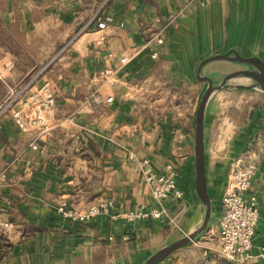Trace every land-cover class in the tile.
Returning <instances> with one entry per match:
<instances>
[{"label":"crops","instance_id":"obj_1","mask_svg":"<svg viewBox=\"0 0 264 264\" xmlns=\"http://www.w3.org/2000/svg\"><path fill=\"white\" fill-rule=\"evenodd\" d=\"M100 2L0 0V35L26 41L11 48L0 40V53L13 60L0 79V98L45 63L37 84L47 81L55 99L52 132L39 142L45 155L31 167L23 157L16 160L28 151L31 135L8 113L0 115V264H139L196 231L205 218L207 206L195 186V114L208 82L198 77L197 67L207 56L226 52L264 63L260 45L245 38L264 35V0H108L105 12L113 21L104 29L84 27ZM160 26L163 45H148ZM231 63L208 61L200 76L222 84L227 74L240 71L231 70ZM244 76L229 77L205 104L208 223L155 264L214 259L227 174L242 154L258 166L250 188L259 210L253 248L264 244V108L245 119L229 111L243 105L245 92L259 89L256 82L228 87ZM94 95L101 101L91 100ZM128 155L148 157L158 172L174 164L183 197L163 206L177 215L178 227L124 217L130 210L159 207ZM60 200L79 209L106 200L111 206L85 223L68 222L55 211Z\"/></svg>","mask_w":264,"mask_h":264},{"label":"built area","instance_id":"obj_2","mask_svg":"<svg viewBox=\"0 0 264 264\" xmlns=\"http://www.w3.org/2000/svg\"><path fill=\"white\" fill-rule=\"evenodd\" d=\"M107 2L108 0H101L84 27L93 24L97 29H104L113 21V18L105 12ZM163 30V26L152 30L147 44L163 45ZM157 56L158 51L153 50L151 57L156 58ZM121 62L127 63L128 58L122 56ZM12 64L13 60L10 56L2 52L0 55V79L12 67ZM41 71L12 92L15 97L21 100V108H27L26 113H21L19 110L13 114L15 124L20 130H27L31 126L37 125H43L46 129L51 130L54 126L55 99L47 81L37 84ZM109 72V70H105L104 74ZM92 100L101 101L97 95H94ZM106 101L110 102L111 97L106 98ZM7 106L2 107L0 113ZM73 118V116L69 117L70 120ZM30 146L33 150H40L35 143ZM128 159L132 162L133 170L141 175L151 200L158 203L159 207H152L148 211H145L144 208L130 210L124 214V217L127 220L153 218L178 227L177 215H170L163 206V202L169 198L181 200L183 197V191L176 183L177 171L174 164L168 163L163 171L158 172L153 168L148 157L136 158L133 155H128ZM257 169L256 161L246 154L238 155L231 161L221 198V211L217 220V247L214 259L204 258L198 264H223L224 262L226 264H264V244L253 248L259 210L257 197L254 192L250 191V188ZM110 206L111 202L106 200L90 204L85 209H79L65 200H60L56 203L55 209L59 216L66 221L85 223L99 214H107Z\"/></svg>","mask_w":264,"mask_h":264},{"label":"rangeland","instance_id":"obj_3","mask_svg":"<svg viewBox=\"0 0 264 264\" xmlns=\"http://www.w3.org/2000/svg\"><path fill=\"white\" fill-rule=\"evenodd\" d=\"M262 23L264 24V19H262ZM248 36H245V38L247 37L246 41H247L248 38H250V39H248L249 42H255L256 44H259L261 49H260L259 52L258 51L257 52L262 54V55H264V35L261 34L259 36H251V35H248ZM0 40H2L3 42H6L11 48L23 47L24 43L26 42L25 39H24V36H14V39H13L12 36H10V35L8 36L6 34H1L0 35ZM30 53L31 54H37L36 51H31ZM233 54H234V52H230L229 53L230 56H233ZM228 61H232V60H228ZM232 63H231L232 65H231V68H230L231 70H236V69L237 70H246V69L249 68L248 64H246V63H241V62H237V61H232ZM44 64L45 63H43L40 66H37L33 73H31L26 78H24L23 81L20 82V84L18 83L17 85H15L13 87H10L9 90L7 91V93L4 94L2 96V98H0V109L2 107H4L5 105H8L6 107V109L3 112L0 113V115L3 114V113H8L10 115L11 119L13 120V123L15 124V120H14V116H13L14 112L15 111H19V110H20L21 113H26L27 112V108H21L22 107L21 100L18 97H15L14 94H12V92H14L19 86L25 84V82L30 77L35 75L40 70H42L40 72V75H39L41 77L42 74L44 73V71H43L44 68L47 66V65H44ZM199 74L201 75L200 72H199ZM252 82H255V80L253 78L244 76V77H240V79L230 80L231 86L229 85L228 87H233V85H235V84H250ZM223 85H225V83H223ZM219 89H220V87H219ZM262 94H264V92H263V90L260 87H259L258 90L256 89L255 91H253V93L252 92H245V99H244L243 105H239V109L238 110H236V107H234V108H230L229 111L230 112L234 111V113L236 111H239L240 112V114H239L240 118L241 119L242 118L245 119V117L248 115L249 112L254 113L257 109L264 108V96ZM234 96L236 97V95H234ZM234 102H236V99L234 100ZM230 105L233 107V103H230ZM54 118H55V116H54ZM263 125H264V123H263ZM15 126H16V124H15ZM20 131L22 133L30 134L31 137H30V140L28 142V148H29L28 151L22 152L20 154L21 156L18 155L16 157V160L21 159V157H23L24 158V166L31 167V166L35 165L38 162V159H39L40 156L45 155V150L43 151V148H42V146H41V144L39 142L43 141V139H47L48 137H50L49 134L52 132V129L48 130L43 125H40V126L37 125V126H31L27 130H20ZM86 137H88V136H86ZM32 143L37 144L39 146L40 150L36 151V150L31 149L30 144H32ZM55 211H56V209H55ZM56 213H57V211H56ZM216 236H217V232H216ZM145 260H143L139 264H143L145 262ZM117 263L121 264L119 262H117Z\"/></svg>","mask_w":264,"mask_h":264},{"label":"water","instance_id":"obj_4","mask_svg":"<svg viewBox=\"0 0 264 264\" xmlns=\"http://www.w3.org/2000/svg\"><path fill=\"white\" fill-rule=\"evenodd\" d=\"M214 59H228L232 61H237L241 63H246L251 65L254 69H246L240 70L234 73L227 74L222 84L214 85L212 80L206 76H200L199 72L201 67L208 61ZM234 74H244L252 77L256 84L264 91V63L257 57H245L234 52L233 56L229 55V52L223 54H213L206 58H204L198 65L197 75L198 77L204 78L208 82V86L204 93L201 96V99L198 103L196 114H195V186L196 192L199 198L206 204L207 211L205 214V218L203 220L202 225L194 232L183 236L182 238L158 249L152 255H150L143 264H155L174 250L186 245L190 239H192L195 235H197L200 231H202L209 220L210 216V203L206 191V177H205V169H204V144H203V117H204V109L205 104L208 99L210 93L223 85V83Z\"/></svg>","mask_w":264,"mask_h":264},{"label":"flooded vegetation","instance_id":"obj_5","mask_svg":"<svg viewBox=\"0 0 264 264\" xmlns=\"http://www.w3.org/2000/svg\"><path fill=\"white\" fill-rule=\"evenodd\" d=\"M248 66H249V68H248L249 70L254 69L251 65H248Z\"/></svg>","mask_w":264,"mask_h":264}]
</instances>
